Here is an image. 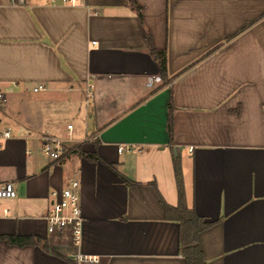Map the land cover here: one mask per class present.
Segmentation results:
<instances>
[{"label": "crops", "instance_id": "crops-1", "mask_svg": "<svg viewBox=\"0 0 264 264\" xmlns=\"http://www.w3.org/2000/svg\"><path fill=\"white\" fill-rule=\"evenodd\" d=\"M84 2L0 0V126L12 127L0 177L17 190L0 264H186L164 208L179 202L175 159L186 207L209 224L205 264H264V0ZM45 135L63 141L59 158ZM72 176L80 248L45 218ZM78 251L96 262H75Z\"/></svg>", "mask_w": 264, "mask_h": 264}, {"label": "built area", "instance_id": "built-area-1", "mask_svg": "<svg viewBox=\"0 0 264 264\" xmlns=\"http://www.w3.org/2000/svg\"><path fill=\"white\" fill-rule=\"evenodd\" d=\"M57 0H51L52 3H56ZM64 5L77 6L85 4L84 0H61ZM161 81V77L157 76L151 78L148 82L149 86H152L154 81ZM91 86L87 88L86 102L89 104L93 97ZM47 86L39 84L34 87V91L46 90ZM6 94L3 89L0 88V109L4 105ZM69 129L72 125L68 126ZM12 136V127L9 125L0 126V148L5 142ZM43 150L52 158H59L63 153V141L57 137L51 135H45L42 137ZM123 147H119V152L123 151ZM17 197V190L15 184L11 181L3 180L0 177V216L8 215L10 209L7 206H3L5 201L14 199ZM47 221V230L49 233L68 232L73 245L80 248L83 242L85 218L81 205V181L77 176L69 178L66 186L60 190L55 189L51 192V201L49 208L45 215ZM73 259L75 262L80 263L83 260L88 262H96V258L90 255L84 256L82 252L78 251Z\"/></svg>", "mask_w": 264, "mask_h": 264}, {"label": "trees", "instance_id": "trees-1", "mask_svg": "<svg viewBox=\"0 0 264 264\" xmlns=\"http://www.w3.org/2000/svg\"><path fill=\"white\" fill-rule=\"evenodd\" d=\"M135 6V2L131 1ZM138 8V7H137ZM156 57L159 59L161 67V75L166 76V55L163 51H154ZM172 108V107H171ZM89 159H98L95 154L84 153ZM100 160V159H99ZM175 176L178 187L179 202L177 207H171L164 204L165 214L167 219L177 220L181 226L180 243L183 254L185 256L186 264H205L204 254L198 245V234L206 229L209 224L203 223L194 213L189 210L184 202V187L180 163L175 159ZM6 240L11 244L25 245L33 244V241L27 238L11 236L6 237Z\"/></svg>", "mask_w": 264, "mask_h": 264}]
</instances>
